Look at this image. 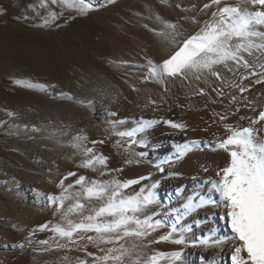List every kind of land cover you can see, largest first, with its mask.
<instances>
[{"label":"snow or ice","instance_id":"obj_1","mask_svg":"<svg viewBox=\"0 0 264 264\" xmlns=\"http://www.w3.org/2000/svg\"><path fill=\"white\" fill-rule=\"evenodd\" d=\"M161 2L167 3V0ZM48 3L49 0H40L39 7H47ZM50 3L59 7L60 12L50 10L44 20L46 25L59 19L65 10L74 11L77 15H86L93 10L91 0H50ZM177 7L180 5L177 4ZM201 12L208 15V19L200 24L195 34L179 42L176 40L177 25L161 21L165 31L158 35L175 45L176 50L161 63L149 60L146 79L163 85L165 92L169 91V85L177 81L181 86L186 84L192 88L194 83L209 84L210 77L219 81L220 85L238 88L241 93L248 90L242 81L250 77H256L253 81L255 84L264 83V0H236L235 3L208 0ZM0 14H4L3 9H0ZM193 23L198 21L193 19ZM224 72H231L237 79L228 80ZM212 91L217 92V88ZM223 92V87H220L217 94L223 95ZM191 94L203 96L207 93L204 88L197 86ZM232 101H236L235 96ZM150 103L156 104V101ZM251 111L254 115L241 117L248 120L247 126L224 125L223 136H217L213 141L215 147L226 152L230 158L217 171L219 179L211 183V188L219 194L235 235L236 243L230 253L231 264H264V108L258 111L252 108ZM108 115L115 113L109 112ZM226 119V115L220 116L221 121ZM122 123L124 121L112 122V134L120 138L113 147L123 149L126 165H139L147 152H137L133 146L147 147L144 134L160 121L141 118L136 121L135 127L117 130L116 126ZM163 123L182 131L187 127L171 120ZM138 136L140 139H137ZM75 139L82 141L87 140V137ZM92 143L103 144L104 141ZM198 143L192 141L175 145V159H164L155 167L163 172L162 165L182 159ZM84 154L86 158L80 167L92 171L107 167L109 158L96 153L94 148L85 147ZM69 176H76V173L69 172L64 179ZM147 178L102 182L81 175L67 186L61 180L58 184L60 194L47 197L56 206L60 221L51 228V222L45 223L38 230L52 231L55 234L52 237L54 241L57 237L67 240L65 244L57 242L56 249L71 251L69 245H75L78 250H82L85 258H77L76 264H89V257L91 264H161V261L184 264L181 251H159L152 249V245L163 242L185 245V234L190 233L192 228L182 222L197 209L215 205L217 201L195 193L181 207L162 211L161 201L155 192L156 183L141 186L132 192L127 191ZM77 185L79 190L73 191ZM66 201H71L67 207ZM72 216L77 218L71 219ZM164 228L168 230L160 232ZM157 232L160 234L154 235ZM81 241L85 243L81 245ZM40 243L49 245L48 240ZM196 243L205 247H218L224 241L220 238L200 239L193 246ZM89 245L96 248L97 252H88ZM19 247L23 248L24 245ZM51 247L49 245L44 251L51 250ZM149 249H152L151 252Z\"/></svg>","mask_w":264,"mask_h":264},{"label":"rangeland","instance_id":"obj_2","mask_svg":"<svg viewBox=\"0 0 264 264\" xmlns=\"http://www.w3.org/2000/svg\"><path fill=\"white\" fill-rule=\"evenodd\" d=\"M182 1L167 0L165 4L177 14L181 13L177 4ZM91 2L93 10L86 15L65 10L59 19L46 25L44 20L50 10L60 12L50 0L44 8L39 7L40 0H0V9L4 12L0 14V241L3 244L0 264H76L77 258H85L84 252L75 245H69L71 251L56 249L57 242L65 244L67 240L57 237L54 241L52 231L38 230L45 223L51 222V228L60 221L56 206L47 197L60 194L61 180L66 186L81 175L89 180H112L108 162L106 168L97 171L79 166L86 158L84 148L91 146L86 143L76 152L75 138L85 133L76 129L74 121L79 115L93 113L67 90L68 86L75 82L85 89L96 88L93 74L98 66L120 70L129 67L131 71H126L129 75H147L148 67L134 65V57L130 65L113 61L115 37L119 36V28L111 23L115 14L125 12L134 25L127 19L123 25H128L134 33L137 27L148 30L153 25L150 34L159 38V30L154 26L159 23V0H152L153 4L141 3L140 9L133 0ZM134 66L139 70L134 71ZM110 137L117 156L114 135ZM63 141L71 142V153L79 156L73 164L61 165L63 159L56 161L53 156ZM133 147L137 152L143 148ZM105 149H95V152L107 156L109 152ZM43 156L49 160V166L40 159ZM69 172H75L76 176L65 180ZM39 178L43 180L41 186L34 185ZM18 189L25 190V194L19 195ZM76 190L78 185L73 189ZM69 203L66 201L65 206ZM43 240L49 241L51 250L44 251L49 245H42ZM84 243L81 241V245ZM21 244L23 248L19 247ZM87 251L96 253L97 249L89 245ZM88 260L91 264L90 257ZM161 264L166 263L161 261Z\"/></svg>","mask_w":264,"mask_h":264},{"label":"bare ground","instance_id":"obj_3","mask_svg":"<svg viewBox=\"0 0 264 264\" xmlns=\"http://www.w3.org/2000/svg\"><path fill=\"white\" fill-rule=\"evenodd\" d=\"M133 1L132 3L136 4L139 9L142 8L141 3L153 4L152 0ZM207 2L208 0H204V2L184 0L179 7L181 13L175 14L170 6L159 0V23L154 26L160 33L165 31L161 21L176 24L178 33L176 40L177 42L183 41L195 34L199 30L200 24L208 19V15L201 12L203 5ZM227 2L235 3L236 0H227ZM210 12L211 9L208 10L209 14ZM125 19L130 25H134L132 19L125 12L112 17V26L119 28L117 30L119 36L115 37L117 42L114 45L116 58L113 61L115 63L130 65L131 57H134V65L138 63L146 68L149 60L161 63L176 50V46L169 43L164 37L159 35L157 39L150 34L154 28L153 25L148 30L144 27H137V32L134 33L128 25H123ZM193 19L198 23H193ZM136 67L134 66V71L139 70ZM126 71H131V68L126 67L120 70L98 66L93 74L97 86L92 89H85L81 85H76L75 82H70L67 90L75 98L81 99L93 113L79 115L74 121L76 129L82 133L84 131L83 137H87V140H75L77 144L81 145V147H76L77 151H75L79 153V149L86 143L98 151L107 148L105 150L109 152L107 156L112 170L111 179L123 181L148 177L127 191L132 192L133 189L138 190L141 186L156 183L155 192L161 201L162 211L181 207L186 199L195 193H199L205 199L210 198L217 201L215 205L197 209L182 223L192 228L190 233L185 234L186 243L194 244L200 239L215 240L220 238L224 241L223 244L218 247H205L196 243V246L185 247L163 242L152 245V249L164 252L181 251L182 257L185 258V264H231L230 253L236 243L235 235L232 233L230 221L226 215L225 207L220 202L219 194L211 188V183L219 179L216 175L217 171L224 167L230 158L226 152L216 148L213 141L217 136H223L224 125L247 126L248 120L241 119V117L254 115L251 111L252 108L257 111L264 108V83L255 84L253 81L256 77H250L249 80L242 81L248 90L241 93L238 88L220 85L219 81L210 77L209 84L194 83L192 88L186 84L181 86V83L177 81L169 85V91L165 92L163 85L147 80L146 76L129 75ZM223 75L228 80L237 79L231 72H224ZM197 86L204 88L207 94L192 95V89ZM220 87L224 89L223 95L217 94ZM213 88H217V92L212 91ZM233 96L236 97L235 102L232 101ZM153 100L156 101V104L150 103ZM109 112L115 113V115L110 116ZM222 115H226L227 119L221 121L220 116ZM141 118L155 119L160 123L144 134L147 147L139 150V152H147V156L142 158L143 162L139 165H126L124 163L126 154L122 148H117V156L114 155L112 149L110 137L112 122L124 121L116 128L117 130H126L135 127L136 121ZM165 120L183 123L187 127L183 131L174 129L163 123ZM114 139L117 141L120 138L114 135ZM137 139L140 137L138 136ZM100 140H103L104 143H92V141ZM192 141L199 143L182 159L173 164L162 165L163 172L155 167L164 159H175V145ZM71 152V142L65 141L59 150L53 151V156L56 161L63 159L61 165L73 164L78 154L74 155V152ZM40 159L44 164L50 165L46 156ZM3 164L1 162V166L4 167ZM115 169L123 170L117 172L114 171ZM166 175H170L171 178L162 179ZM194 177L195 179H193ZM42 182V178H39L33 184L41 186ZM17 193L25 194V190L18 189ZM167 230L164 228L160 232ZM160 232L154 233V235L158 236ZM2 246L0 241V258L2 257ZM152 249L148 251L151 252ZM163 262L167 264L166 261Z\"/></svg>","mask_w":264,"mask_h":264}]
</instances>
